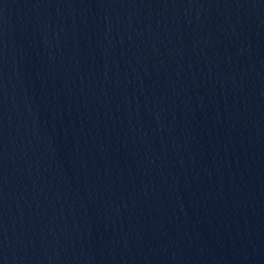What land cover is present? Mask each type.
Returning <instances> with one entry per match:
<instances>
[{"label":"water","instance_id":"water-1","mask_svg":"<svg viewBox=\"0 0 264 264\" xmlns=\"http://www.w3.org/2000/svg\"><path fill=\"white\" fill-rule=\"evenodd\" d=\"M0 264H264V0H0Z\"/></svg>","mask_w":264,"mask_h":264}]
</instances>
